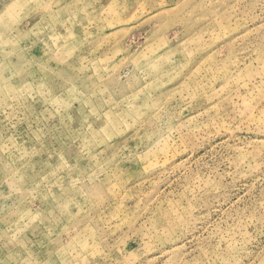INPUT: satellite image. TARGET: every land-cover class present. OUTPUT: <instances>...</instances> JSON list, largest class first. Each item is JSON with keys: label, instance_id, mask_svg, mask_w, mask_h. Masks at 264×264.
<instances>
[{"label": "rangeland", "instance_id": "obj_1", "mask_svg": "<svg viewBox=\"0 0 264 264\" xmlns=\"http://www.w3.org/2000/svg\"><path fill=\"white\" fill-rule=\"evenodd\" d=\"M0 264H264V0H0Z\"/></svg>", "mask_w": 264, "mask_h": 264}]
</instances>
